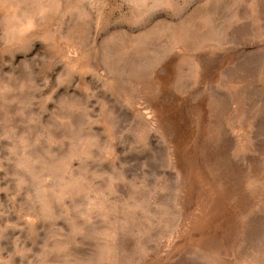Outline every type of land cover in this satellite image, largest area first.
Masks as SVG:
<instances>
[{
	"label": "rangeland",
	"instance_id": "obj_1",
	"mask_svg": "<svg viewBox=\"0 0 264 264\" xmlns=\"http://www.w3.org/2000/svg\"><path fill=\"white\" fill-rule=\"evenodd\" d=\"M0 264H264V0H0Z\"/></svg>",
	"mask_w": 264,
	"mask_h": 264
}]
</instances>
